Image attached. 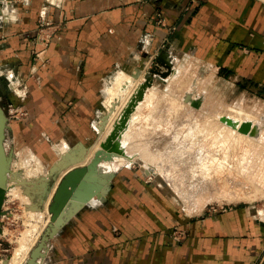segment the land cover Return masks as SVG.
<instances>
[{
  "label": "rangeland",
  "instance_id": "obj_1",
  "mask_svg": "<svg viewBox=\"0 0 264 264\" xmlns=\"http://www.w3.org/2000/svg\"><path fill=\"white\" fill-rule=\"evenodd\" d=\"M24 2L25 0H8V10L10 11L12 4L16 8V19L14 21H21V10L25 8ZM1 4L0 16H3L2 10L5 7ZM44 6H47L45 11H43ZM55 6V2L44 0L38 10L37 26L22 29L24 30L22 34L28 38L26 43L20 45V48L25 49L22 53L19 52V47L17 49H6L8 45L3 44L5 42L4 39L8 35L5 26L14 21L9 20L7 16L4 19H0V42H3L1 46L4 48H2L3 54L0 55V99L2 100V105L7 107L6 114L8 119L5 144L7 143L6 150L11 157L6 189L10 187L8 184L10 185L11 178L15 172L24 173L27 167L26 170L31 169L35 173H39H36L37 176L35 178L26 177V179L29 178L30 180L20 179L22 186H14V188L6 190L0 218V264H9L17 247H20L22 251L25 250V254L22 252L21 259L23 260L20 259L19 264H27L34 248L42 240L43 234L55 222L53 218H56L58 225H62L54 236H50L45 241L46 245L42 248L43 255H39L36 258V264H72L71 259L67 261L66 256H62L60 253V250L63 249V244H65V239H63L64 237L62 238L61 234L62 231L67 227L76 228L80 224L78 221L83 211L92 213V211H99L104 207L108 209H113V207L118 205L121 207L125 201H129L127 199L130 198L131 200L136 196H139L138 207L140 208L148 202L156 203L158 201L162 203L164 197L169 199L170 204L168 205H166L167 201H164L165 213L163 219H160L164 222L168 221L169 225L165 226V223L161 222L159 226L155 227V235L160 241L162 237L164 238L168 235L177 243L182 244L189 237L193 221L202 217H212L215 214L227 212L239 206L248 207L254 218L264 224V182L262 181L264 179V166H262L264 165V154L261 156L264 153V148H260L264 145V85L241 78H234L230 72L221 70L216 64L196 57L193 52L180 51L178 48L168 44L166 40L155 49H148L142 44L127 46L122 55L111 61L101 72L100 76L89 78L87 86L90 90L89 93L76 94L72 93L69 87L57 86V90L54 92L52 90L51 92L47 91V93L42 92V97L45 98L46 103L44 107H39L37 101L42 99V97L41 93H36V90L44 89L47 87L46 84L49 83H45V78L52 68V60L49 55L51 44L54 40L62 39V23L52 18V11ZM120 71L127 74L125 79L123 78V85L119 84L120 86H116V88L125 90L130 87V89L125 90V97L128 98L118 101L115 113L111 119L113 125L111 124L112 127L106 138L102 140L101 146L104 147L103 142L112 131L117 130L116 135H119L128 127L133 111L140 100L145 97L146 88L155 85L153 89L156 88L154 94L156 97L154 95L151 96L154 99H149L148 109L146 108L147 110L145 109V113L142 114V119L144 121L147 120L146 122L149 121V123L151 121V123H148V127L143 125V130L140 128L142 130L140 133L143 132L140 134L141 139H138L141 140L140 142L131 138L130 142L128 141L127 150L118 148L117 144V149L110 150L119 149L118 151L123 152V154L131 153L133 156L131 160L120 164L116 168L112 180H109V188L105 198H100L99 194H94L95 196L93 195V197H97L96 200L83 203L67 219H63L56 212H54L55 215L53 216L51 204L65 174L73 167L90 165L94 162L98 151L100 152V150L96 151L91 160H89L90 156L87 158L90 152L88 150L91 149L100 136V130L96 127L97 121L102 116L108 117V108H106V114H102L103 110H105L106 99L109 96L108 89L110 85L114 84V79ZM163 71H167V73L164 74ZM148 78H150L151 82L144 87L142 96L136 98L122 124L121 120L126 108L135 98L140 86ZM17 93H25L24 98L21 99ZM81 99L88 100L90 108H77L74 100ZM48 101L53 102L54 105L48 107ZM150 101L152 102L150 103ZM174 107L176 108L174 109ZM170 109H174V113ZM248 113L254 118L253 123L250 125L251 127L249 126L250 128H246L244 125L249 119L247 117ZM224 117L242 121L241 126L245 127L243 131H245L244 133L247 132L246 137H248L250 131L251 136L245 139L246 141L236 138L235 142L238 140V143H235L233 140L223 139L222 137L224 136L222 134H219V137L218 133L220 132L218 130L216 134L210 130L201 131V127L205 123H209L208 121L210 120L215 119L214 121L219 122V124L224 123ZM120 124L122 125L117 128L116 126ZM131 126L130 131L132 132L140 127H136L134 124ZM246 129L249 130L247 131ZM195 130H197V133L194 132ZM144 132H147V134ZM130 136L131 133L128 137ZM207 136H210V138ZM251 140L254 142L249 143ZM231 142V145L235 144L230 147L229 144ZM259 142L260 146L257 144ZM254 143L255 145H253ZM208 144L209 146L207 147ZM244 144L248 146L244 148ZM236 145L238 147H234ZM250 147L253 148L251 149ZM24 148H26L27 153ZM106 149L109 150L108 148ZM203 149L204 151L201 152ZM243 149H248V154H252L253 152L251 151L253 150L254 153L251 158L255 154L254 158L250 159V157H247L250 155H247V152ZM242 151L244 154L241 153ZM32 153L37 157L32 158ZM154 153L158 159L163 158V160H166L168 164L178 170L176 176L179 181L176 184H180V188L177 189L175 184L170 182L153 162L154 166H149L150 171L146 169L147 160L150 161L153 157L156 158ZM177 153H182V155H177ZM219 153L222 155L220 156ZM161 154L162 157H160ZM242 155L244 156L242 157ZM245 155H247L248 160L250 159L249 161ZM63 156L68 157V161L66 160L67 162L61 168L53 169L57 167ZM99 156L94 167L99 163L101 153ZM105 157L108 158L109 156ZM239 157L241 160H239ZM258 159L262 160L261 163H259L260 161L257 162ZM215 160L216 162H214ZM244 160L249 165L250 163L254 165L258 172L263 169L261 171L262 174L261 172H259L260 175L259 173L256 174L255 168H251L253 167L252 165L250 167L245 164ZM28 161L29 163H27ZM204 161L205 163L202 164ZM36 162L37 165H40H38L40 169L37 168L38 166L36 167ZM212 162L216 163L214 164L215 166ZM238 166H240L239 169L241 168L239 172H237L239 170ZM244 166H248L249 169L246 167L248 174H245ZM251 169L257 179L260 177V180H256V183L252 182ZM246 175L251 178L248 176L247 179ZM179 176L181 177L178 178ZM119 178L124 181L135 182L134 184L137 185L139 190L138 195L135 193L134 184L128 186L126 183L117 187L116 184ZM254 184H261L262 188L258 190ZM146 197L148 198L147 202ZM45 204L47 205L45 206ZM149 207L151 206L149 205ZM153 214L156 215L157 212L153 211ZM59 217L62 219H58ZM58 220L60 221L58 222ZM62 220L63 222L61 223ZM89 222H95V216L92 217V220L89 219ZM113 227L118 233L121 231L120 227ZM156 243L157 241L154 239V244ZM26 248L28 249L26 250ZM263 257L264 249L254 264H264Z\"/></svg>",
  "mask_w": 264,
  "mask_h": 264
},
{
  "label": "crops",
  "instance_id": "obj_2",
  "mask_svg": "<svg viewBox=\"0 0 264 264\" xmlns=\"http://www.w3.org/2000/svg\"><path fill=\"white\" fill-rule=\"evenodd\" d=\"M41 1L24 2L21 21L5 26L8 35L2 43L8 45L7 50H25L20 48L28 40L22 29L37 26ZM48 1L56 4L52 18L62 23V39L51 44L52 68L45 78L51 86L47 83L44 89L36 90L41 97L57 86L69 87L76 94L89 93V78L100 76L127 46L142 44L155 49L166 40L180 51L193 52L216 64L234 78L264 85V0ZM13 10L16 15L12 4L9 15ZM74 101L77 108H90L88 100ZM37 102L39 107L46 103L44 97ZM126 183L132 186L135 182L119 178L116 185ZM136 197L121 207L83 211L76 228L62 231L65 244L61 255L72 264H254L263 252L264 224L248 207L193 221L189 237L181 244L168 235L161 241L155 235V227L164 222L160 220L165 213L164 201L168 205L169 199L140 208ZM93 216L95 222H89Z\"/></svg>",
  "mask_w": 264,
  "mask_h": 264
},
{
  "label": "bare ground",
  "instance_id": "obj_3",
  "mask_svg": "<svg viewBox=\"0 0 264 264\" xmlns=\"http://www.w3.org/2000/svg\"><path fill=\"white\" fill-rule=\"evenodd\" d=\"M51 1H59V0H51ZM7 3H8V0H7ZM2 6H4L5 7V4L4 3H2L1 4ZM8 5V4H7ZM0 9H1V6H0ZM9 13H10V11H9ZM12 14H13V12H12ZM172 73V72H171ZM126 74L127 73H125V72H119L117 75H116V77H115V79H114V84L113 85H110L109 86V89H108V91H109V96L107 97V99H106V102H105V110H103L104 112L102 113L103 115L104 114H106V108H108L109 109V112H108V114H107V116L108 117H106V116H102V118L99 120V121H97V123H96V127H98L97 129H99L100 130V136H99V138L97 139V141L93 144V146L91 147V149L90 150H88V151H90L89 152V154H88V156H87V158L89 157V160H91V158H92V156L94 155V153L96 152V151H98V150H100V153H101V158H100V160H99V163L97 164V166L96 167H94V168H92L91 170H89V171H87V172H85L84 174H83V178H82V180H84L83 182L81 181V182H79L78 183V185L75 187V188H67L66 190H65V192L62 194V196L60 197V199H59V201L57 202V204H56V207H55V211L54 212H56L60 217H62L63 219H67L71 214H73V213H75V211L83 204V203H85V202H87V201H94V200H96V198L97 197H93V195L94 194H99V197L100 198H105V196H106V194H107V192H108V188H109V180H112V178H113V175H114V172H115V170H116V168L118 167V166H120V164H123L124 162H126V161H129V160H131L132 158V156H133V154H131V153H126V154H123V152H120V151H118V150H113V151H110V150H107L106 148H104L103 146H101V143H102V140H104V138H106V135L108 134V132H109V130L111 129V124H112V121H111V119H112V116H113V114L115 113L114 111H115V108L117 107V103H118V101L120 100V99H123V98H128V97H125V95H126V89L128 90V89H130V87L129 88H126L125 90H123V89H117L116 88V86H120V85H123L122 84V82L124 81V79H125V76H126ZM124 78V79H123ZM127 78V77H126ZM139 79H140V77H139ZM128 81V80H127ZM134 82V81H133ZM120 84V85H119ZM153 85V84H152ZM153 86H155V85H153ZM153 86H148L147 88H146V90H145V97H144V99L143 100H140V102H139V104L136 106V108H135V110L133 111V113H132V115H131V119H130V121H129V123H128V127H126L123 131H122V133L121 134H119V135H116L115 136V142H116V144H117V146H118V148H125L126 150H127V145L129 144V142H130V140H131V138L132 139H136V140H138L141 136H140V134H142V133H140L142 130H143V128H144V126L143 125H146L145 127H148V123H149V121L148 122H146L147 120H145L144 121V119H142L143 117V115L142 114H144L145 112V109L147 108V106L149 105V99H154V97H152L151 98V96H153L154 94H155V90H156V88L155 89H153ZM158 90V89H157ZM135 92V91H134ZM172 92H174V91H172ZM129 93V92H128ZM132 93V92H131ZM157 93V92H156ZM130 96V95H129ZM155 96V95H154ZM156 97V96H155ZM124 101V100H123ZM152 101H150V103H151ZM154 102V101H153ZM120 103V102H119ZM127 103V102H126ZM124 104V103H123ZM123 104H122V106H123ZM124 107V106H123ZM154 107V106H153ZM156 107V106H155ZM176 107H174V109H175ZM120 109H123V108H120ZM148 109V108H147ZM146 109V110H147ZM152 109V108H151ZM155 109V108H154ZM173 109V110H174ZM150 110V109H149ZM148 110V111H149ZM170 110H172V109H170ZM172 110V111H173ZM176 111V110H175ZM179 111V110H178ZM153 112V111H152ZM146 113H147V111H146ZM172 113H174V111L172 112ZM160 114V113H159ZM155 115V114H154ZM173 115V114H172ZM144 116H146V115H144ZM157 116V115H156ZM171 116V115H170ZM212 116V115H211ZM247 116V115H246ZM254 116V115H253ZM147 117V116H146ZM213 117V116H212ZM249 119H248V121H246V124H244L245 125V127L246 128H248L252 123H253V117L251 116V114L250 113H248V116H247ZM150 119H151V117H149ZM148 118V119H149ZM214 118V117H213ZM209 119H212V118H209ZM224 120H225V122L224 123H221V124H219V122L217 123V121H214V120H210V121H208L209 123H205L204 125H203V127H201V131L202 132H204V130H206V131H208V130H210V131H212V132H215V134L216 133H218V131L220 132V133H218V136H219V134H222V136H224V137H222L223 139H225V140H233L234 142H235V139L236 138H239L240 140H245V139H247L249 136H251V131L248 133V137H246L247 135V132L246 133H244L245 131H243L244 130V126L242 127L241 126V123H242V121H238V120H236V119H233L232 120V118H229V117H224L223 118ZM231 119V120H230ZM241 119V118H240ZM114 120V119H113ZM242 120H244V119H242ZM246 120V119H245ZM207 121V120H206ZM205 121V122H206ZM150 123H151V121H150ZM149 123V124H150ZM136 125V127H138V126H140L139 127V129H135L133 132L132 131H130V126L131 125ZM155 124V123H154ZM242 124V125H243ZM113 125V124H112ZM153 125V124H152ZM197 125V124H196ZM191 126V125H190ZM189 126V127H190ZM198 126V125H197ZM208 126V127H207ZM240 126H241V128H240ZM132 127V126H131ZM153 127V126H152ZM251 127V126H250ZM249 127V128H250ZM140 128H142V130L140 129ZM154 129V128H153ZM196 129V128H195ZM257 129V128H256ZM192 130V129H191ZM190 130V131H191ZM218 130V131H217ZM247 130V129H246ZM249 130V129H248ZM247 130V131H248ZM148 131V130H147ZM199 131H200V129H199ZM192 132V131H191ZM195 133H197V130H195L194 131ZM130 133H131V136L130 137H128L129 135H130ZM144 133H146L147 134V132H144ZM134 134V135H133ZM188 134V133H187ZM208 134V133H207ZM210 134V133H209ZM212 134V133H211ZM194 135V134H193ZM203 135V134H202ZM213 135V134H212ZM211 135V136H212ZM192 136V135H191ZM204 136V135H203ZM205 136H206V134H205ZM214 136V135H213ZM236 136V137H235ZM143 137V136H142ZM202 137V136H201ZM207 137H209L210 138V136H207ZM206 137V138H207ZM220 137V136H219ZM256 137V136H255ZM192 138V137H191ZM198 138V137H197ZM196 138V139H197ZM259 138V137H258ZM141 139V138H140ZM143 139V138H142ZM212 139V138H211ZM214 139H215V137H214ZM251 139V138H250ZM264 139V138H263ZM202 140V139H201ZM205 140V139H204ZM252 140H253V138H252ZM251 140V142H249V143H253L254 141H252ZM255 140V139H254ZM258 140V139H257ZM129 141V142H128ZM139 142L141 141V140H138ZM194 141H196V140H194ZM197 141H198V139H197ZM206 141V140H205ZM210 142H211V140H209ZM213 141V140H212ZM218 141V140H217ZM220 141H222V140H220ZM227 141V142H228ZM246 141V140H245ZM250 141V140H249ZM258 141H261V140H258ZM264 141V140H263ZM216 142V141H215ZM237 143H238V140L236 141ZM235 142V143H236ZM240 142V141H239ZM255 142H256V140H255ZM213 143V142H212ZM222 143V142H221ZM226 143V142H225ZM235 143H233V145L235 144ZM240 143H242V142H240ZM262 143V142H261ZM7 144V143H6ZM227 144H229V143H227ZM232 144V142L229 144L230 145V147L231 146H233V145H231ZM248 144V143H247ZM247 144H244V148H245V146H248ZM257 144H259V146H260V142L259 143H257ZM256 144V145H257ZM264 144V143H263ZM139 145V144H138ZM211 145V144H210ZM213 145V144H212ZM215 145V144H214ZM228 145V146H229ZM238 145V144H237ZM234 146V147H238V146H240V145H238V146ZM253 145H255V143L253 144ZM252 145V146H253ZM209 146V144L207 145V147ZM226 146V145H225ZM251 146V145H250ZM258 146V147H259ZM218 147V146H217ZM241 147V146H240ZM256 147V146H255ZM190 148V147H189ZM188 148V149H189ZM212 148V147H211ZM226 148V152L228 151V149H227V146L225 147ZM224 148V149H225ZM247 148H249V147H247ZM251 148V147H250ZM253 148V147H252ZM251 148V149H252ZM261 149L262 148H264V145L262 146V147H260ZM25 150H26V148H24ZM66 149H68V148H66ZM66 149H65V151H66ZM191 149V148H190ZM212 149H214V148H212ZM237 149V148H236ZM235 149V150H236ZM250 149V150H251ZM256 149V148H255ZM258 149V148H257ZM63 150V149H62ZM230 150V149H229ZM233 150V149H232ZM244 150V149H243ZM250 150H249V152H250ZM260 150V149H259ZM264 150V149H263ZM262 150V151H263ZM31 151V150H30ZM70 151V150H69ZM204 151V149L201 151V152H203ZM244 151H248V149L247 150H244ZM99 152V151H98ZM107 152H109L110 153V155H109V157L107 158V157H105L106 156V153ZM235 152V151H234ZM251 152H253L254 153V151L252 150ZM255 152H256V150H255ZM26 153H27V150H26ZM25 153V154H26ZM65 153V152H64ZM82 153V152H81ZM179 153V152H178ZM177 153V155H182V153H180V154H178ZM211 153H212V150H211ZM228 153V152H227ZM227 153H226V155H227ZM231 153H233V152H231ZM230 153V154H231ZM241 153H243V151L241 152ZM252 153V154H253ZM261 153V152H260ZM86 154V153H85ZM157 154V153H156ZM162 154H165V153H162ZM162 154H161V156L160 157H162ZM172 154V153H171ZM207 154V153H206ZM209 154V153H208ZM220 154V156L222 155L221 153H219ZM244 154V153H243ZM252 154H248V152H247V155H250V156H247V155H245V157L247 156V157H250V159H253L254 158V155H253V158H251V156H252ZM264 153H262L261 154V156L263 155ZM28 155V154H27ZM87 155V154H86ZM139 155V154H138ZM147 155H148V153H147ZM154 155H155V153H154ZM153 154H152V156H154ZM158 155V154H157ZM175 155V154H174ZM232 155V154H231ZM235 155V154H234ZM233 155V156H234ZM237 155V154H236ZM239 155V154H238ZM241 155V154H240ZM24 156V155H23ZM31 156H32V158L33 157H35V155H34V153H32L31 154ZM95 156H96V154H95ZM94 156V157H95ZM143 156V155H142ZM151 156V155H150ZM156 156V155H155ZM212 156V155H211ZM244 155H242V157H243ZM26 157V156H25ZM30 157V156H29ZM37 157V156H36ZM35 157V158H36ZM210 157V156H209ZM230 157V156H229ZM237 157V156H236ZM247 157H246V159H247ZM256 157V156H255ZM257 157H258V155H257ZM256 157V158H257ZM155 157H153V159H154ZM172 158H174V157H172ZM206 158V157H205ZM208 158V157H207ZM258 158H260V157H258ZM150 159V158H149ZM153 159H150V161H148L147 160V166H146V169L148 170V171H150V167L149 166H154V165H156V167H157V169L158 170H160L162 173H164V175L166 176V178L170 181V182H172V183H174L175 184V187H177V189L178 188H180V184H176V182L177 181H179L178 179H177V176H176V174H177V172H178V170L176 169V168H174L173 166H171L170 164H168L167 162H166V160H163V158H157V156H156V158L153 160ZM223 159V158H222ZM229 159V158H228ZM232 159V158H231ZM237 159H238V157H237ZM245 159V158H244ZM245 159V160H246ZM249 159V160H250ZM261 159V158H260ZM260 159H258V161L257 162H259L260 161ZM262 159H263V157H262ZM21 160H24V161H26L25 159H21ZM184 160V159H183ZM203 160V159H202ZM201 160V161H202ZM208 160V159H207ZM234 160H235V157H234ZM239 160H241V158L239 157ZM244 160V161H245ZM248 160V159H247ZM246 160V161H247ZM248 160V161H249ZM29 161H30V159H29ZM29 161L27 162V163H29ZM200 161V160H199ZM218 161V160H217ZM226 161V160H225ZM246 161H245V164H248V162L246 163ZM251 161H253V160H251ZM250 161V162H251ZM262 161V160H261ZM261 161L259 162V163H261ZM21 162H23V161H21ZM83 162H85L84 160H83ZM152 162H153V164H152ZM193 162H195V161H193ZM210 162H211V160H210ZM214 162H216V160L214 161ZM214 162H212V164L214 165V164H216V163H214ZM229 162H230V159H229ZM242 162V161H241ZM249 162V163H250ZM38 163H39V160H38ZM41 163V162H40ZM173 163V162H172ZM176 163H178V162H176ZM205 163V161L204 162H202V164H204ZM235 164H236V162H234ZM244 163V162H243ZM259 163H257V164H259ZM263 163H264V161H263ZM262 163V164H263ZM22 164V163H21ZM71 164V163H70ZM193 164H195V163H193ZM199 164V163H198ZM202 164H201V166H202ZM207 164H210V163H207ZM218 164V163H217ZM227 165H228V163H226ZM231 164V163H230ZM234 164V165H235ZM15 165V164H14ZM26 165V164H25ZM39 165V164H38ZM37 165V162H36V167L38 166ZM190 165V164H189ZM237 165V164H236ZM249 165V164H248ZM250 165H252L251 163H250ZM249 165V166H250ZM35 166V165H34ZM40 166V165H39ZM39 166L37 167L38 169H40L39 168ZM177 166V165H176ZM181 166V165H180ZM179 166V167H180ZM193 166V165H192ZM198 166V165H197ZM207 166V165H206ZM215 166V165H214ZM225 166V165H224ZM233 166V165H232ZM241 166V165H240ZM240 166H238V169H239V167ZM253 167H251V168H255L254 167V165H252ZM256 166H258V165H256ZM261 166V165H260ZM262 166H264V165H262ZM14 167V166H13ZM155 167V168H156ZM209 167H210V165H209ZM242 167V166H241ZM247 168H248V166H246ZM245 166H244V170H246V172H245V174L247 173V168H246ZM15 168V167H14ZM13 168V169H14ZM28 168H29V166H28ZM31 168V167H30ZM201 168V167H200ZM214 168V167H213ZM236 168H237V166H236ZM236 168H234V169H236ZM246 168V169H245ZM263 168V167H262ZM262 168H260V169H262ZM17 169V168H16ZM26 169H27V167H26ZM24 170L25 172L23 173H20L18 170V172H15V174L12 176V178H11V183H10V185L8 184V186H10V187H8V188H10V189H12V187L14 188V186H20L21 184H22V182H20V179H26V177H32V178H35L36 176H37V174L36 173H38V172H36L35 173V171H33V170ZM32 169H33V167H32ZM41 169H42V167H41ZM65 169V168H64ZM153 169V168H152ZM209 169V168H208ZM217 169V168H216ZM241 169V168H240ZM240 169L237 171V172H239L240 171ZM249 169V168H248ZM257 168H255L254 170H256ZM36 170V169H35ZM219 170V169H218ZM220 170H221V168H220ZM223 170V169H222ZM242 170H243V167H242ZM263 170V169H262ZM262 170H260L259 172H261ZM14 171H16L15 169H14ZM37 171V170H36ZM181 171V170H180ZM199 171H200V169H199ZM225 171H226V169H225ZM251 171H252V169H251ZM257 172H256V174H258L259 172H258V170H256ZM264 171V170H263ZM44 172H46V171H44ZM48 172V171H47ZM46 172V173H47ZM205 172V171H204ZM207 172V171H206ZM213 172V171H212ZM216 172H217V170H216ZM233 172V171H232ZM235 172H236V170H235ZM234 172V173H235ZM236 172V173H237ZM220 173V172H219ZM233 173V174H234ZM243 173H244V171H243ZM249 173V172H248ZM247 173V174H248ZM252 174H251V177H252V182L254 181L255 183H256V180H260V177H259V179H257L256 178V176H255V174H254V171H252L251 172ZM22 174H23V176H24V178H23V176H22ZM39 174V173H38ZM214 174V173H213ZM216 174V173H215ZM218 174V173H217ZM231 174V173H230ZM241 174V173H240ZM244 174V175H245ZM261 174H262V172H261ZM41 175V174H40ZM242 175V174H241ZM259 175H260V173H259ZM206 176H207V174H206ZM249 176V175H248ZM247 175L245 176L246 178L248 177ZM38 177H39V175H38ZM181 176H179L178 178H180ZM183 177V176H182ZM241 177V176H240ZM250 177V176H249ZM250 177V178H251ZM262 177V176H261ZM29 178H27L28 180H30ZM202 178H203V176H202ZM218 178V177H217ZM249 178V179H250ZM9 179V178H8ZM19 180V181H17V180ZM26 179V180H27ZM45 179V178H44ZM205 179V178H204ZM248 179V178H247ZM262 179H263V177H262ZM261 179V180H262ZM14 180V181H13ZM202 180V179H201ZM22 181V180H21ZM37 181H39V180H37ZM181 181H183V180H181ZM215 181V180H214ZM220 181V180H219ZM263 182H264V179L262 180ZM20 182V183H19ZM9 183V182H8ZM30 183V182H29ZM183 183V182H182ZM24 185V184H23ZM28 185V184H27ZM252 185V184H251ZM255 185V188L256 189H261L262 188V186H261V184H259V185H257V184H254ZM263 185V184H262ZM22 186V185H21ZM227 186V185H226ZM228 187H229V185H228ZM7 188V189H8ZM6 189V190H7ZM55 189V188H54ZM8 191V190H7ZM7 191H5V192H7ZM228 192V191H227ZM244 192V191H243ZM26 193V192H25ZM6 194V193H5ZM243 194V193H242ZM231 195V194H230ZM244 195V194H243ZM245 195H247V194H245ZM250 195V194H249ZM95 196V195H94ZM28 197V196H27ZM49 198H50V196H49ZM48 198V199H49ZM48 199H47V201H48ZM32 200V199H31ZM49 202V201H48ZM47 204H45V206H46ZM55 215V214H54ZM38 216V215H37ZM47 222V221H46ZM23 246V245H22ZM28 248H26V250H27ZM24 250V249H23ZM22 252L24 253L25 252V250L24 251H22L21 250V248L20 247H17V248H15V252H14V255H13V257H12V259H11V262L9 263V264H19L20 263V259H21V257H22ZM27 253V252H26ZM25 254V253H24ZM24 257H26V256H24ZM21 260H23V259H21ZM30 261V257H29V259H28V261H27V263ZM36 262V261H35ZM37 263V262H36ZM36 263H34V264H36Z\"/></svg>",
  "mask_w": 264,
  "mask_h": 264
},
{
  "label": "water",
  "instance_id": "obj_4",
  "mask_svg": "<svg viewBox=\"0 0 264 264\" xmlns=\"http://www.w3.org/2000/svg\"><path fill=\"white\" fill-rule=\"evenodd\" d=\"M164 74L167 73V71H163ZM151 82L150 78L146 79V81L140 86V88L137 91V94L135 95V98L130 102V105L126 108L124 115L122 117L121 123H124V118L126 117V114L128 111L131 109L132 104L136 101V98H140L142 96L144 87ZM7 107L2 105V100L0 99V218H1V213H2V205L4 202L5 198V191H6V184L8 180V171L10 170V161L11 157L8 155L7 150H6V144H5V138H6V129H7ZM120 125H117L116 127L118 128ZM117 130L112 131L107 139L103 142L104 147L108 148L109 150L112 149H117L116 142L115 140L113 141L114 137L116 136ZM99 154L100 152L97 153L96 158L94 159V162L91 163L88 166H83V167H73L71 170H69L65 176L62 179V182L60 183L58 190L54 196V200L51 204V209L53 211V216H54V211L57 202L59 201L60 197L62 194L65 192L67 188H75L79 182H83V174L89 170H91L95 162L99 159ZM106 156H109V152L106 153ZM68 161V157L63 156L61 160L58 162L57 167H54L53 169H58L61 168L62 165ZM62 219V218H58ZM55 222L51 224V227L48 228L46 233L43 234L42 240L39 242V244L34 248L32 252V256L30 257V261L27 264H34L36 263V258L39 255H43L42 248L46 245L45 241L50 237L54 236L58 230L59 227L62 225H58L56 218H53ZM60 220H58L59 222ZM63 220L61 221V223ZM1 223V220H0ZM0 231H1V224H0Z\"/></svg>",
  "mask_w": 264,
  "mask_h": 264
},
{
  "label": "clouds",
  "instance_id": "obj_5",
  "mask_svg": "<svg viewBox=\"0 0 264 264\" xmlns=\"http://www.w3.org/2000/svg\"><path fill=\"white\" fill-rule=\"evenodd\" d=\"M0 3H4L5 4V8L2 10V12H3L4 15L3 16H0V19H4V17L7 16V18L9 20H13L14 21L16 19L15 15L14 14L13 15H9L8 14L9 13V10H8V7H7V0H0ZM25 3L27 4V0H25ZM14 11L15 10H13V13H14ZM17 94L20 96L21 99L24 98L25 93H17Z\"/></svg>",
  "mask_w": 264,
  "mask_h": 264
}]
</instances>
